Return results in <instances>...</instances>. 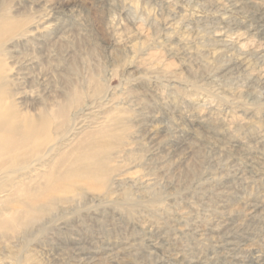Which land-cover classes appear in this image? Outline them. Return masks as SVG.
Returning a JSON list of instances; mask_svg holds the SVG:
<instances>
[{"label":"rangeland","instance_id":"374dc122","mask_svg":"<svg viewBox=\"0 0 264 264\" xmlns=\"http://www.w3.org/2000/svg\"><path fill=\"white\" fill-rule=\"evenodd\" d=\"M4 17L24 131L0 152V264H264V0H0Z\"/></svg>","mask_w":264,"mask_h":264},{"label":"bare ground","instance_id":"6f19581e","mask_svg":"<svg viewBox=\"0 0 264 264\" xmlns=\"http://www.w3.org/2000/svg\"><path fill=\"white\" fill-rule=\"evenodd\" d=\"M11 21L12 20L9 17L6 18V22L10 23ZM6 22H5V17H4L3 20L0 23V29H1V27L6 26ZM13 76H14V74H13L12 70H9V72H7V74H6V71L4 70L3 64L0 61V152H6V150H8L9 148L13 147L16 144V142H17L19 133H23V131H24L21 128L22 124L20 123L21 120L19 119V116L12 110L13 109V104H12L11 101H9V97L7 98V95H6L7 91L4 90V88H2L3 82L7 78L15 79V76L14 77ZM25 132L26 133L30 132V133L26 135V137L24 138L23 142L26 141V140H29L30 138H34L35 137L34 144H37L38 142H40L38 144H46V139L43 138V135H41L38 132H36V130H34L33 128L29 127L28 129L25 130ZM157 132H158L157 128L156 129L152 128V130H150L151 138ZM137 180H138V184H144L145 182H149V181H145L142 178H138ZM252 208L254 210H256V211H260L262 213L264 212V206H262V205L256 204V205H253ZM237 230L239 232L242 231L243 230V226L240 225L237 228ZM147 233H148V230H147ZM148 238H150V240L152 242L151 246H148V253L150 255H153V253H155L156 251L160 250L159 249L160 245L157 242H155L154 239L152 240L151 237H148ZM226 245L229 247V249H234L236 247L235 242H233L231 240H228L226 242ZM78 249L79 250L77 252H75V254L77 253L76 254L77 258L74 260V264H91L92 262H94L96 260V255H95L96 253L94 251H92L90 249H83V247L82 248H78ZM175 257H176V255H175ZM118 258H119V253H116V252L112 253V261H116ZM156 262H157V264H163L162 259H157Z\"/></svg>","mask_w":264,"mask_h":264}]
</instances>
